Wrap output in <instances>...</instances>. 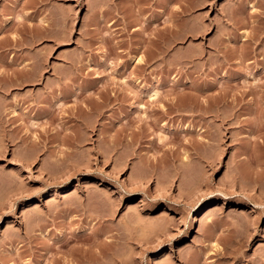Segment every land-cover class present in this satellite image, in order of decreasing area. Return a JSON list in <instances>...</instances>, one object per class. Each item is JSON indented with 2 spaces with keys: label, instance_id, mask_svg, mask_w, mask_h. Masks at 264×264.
I'll return each instance as SVG.
<instances>
[{
  "label": "rangeland",
  "instance_id": "rangeland-1",
  "mask_svg": "<svg viewBox=\"0 0 264 264\" xmlns=\"http://www.w3.org/2000/svg\"><path fill=\"white\" fill-rule=\"evenodd\" d=\"M0 264H264V0H0Z\"/></svg>",
  "mask_w": 264,
  "mask_h": 264
},
{
  "label": "bare ground",
  "instance_id": "bare-ground-1",
  "mask_svg": "<svg viewBox=\"0 0 264 264\" xmlns=\"http://www.w3.org/2000/svg\"><path fill=\"white\" fill-rule=\"evenodd\" d=\"M156 95H157V94H156L155 92H154V93L152 92V94H149V96H150L152 99L155 98ZM154 123H155V122H154ZM223 202H224V201H223ZM214 207L216 208L217 206H214ZM214 207H212V208L214 209ZM169 208H171V207H169ZM210 209H211V208H210ZM213 209H211V210L208 209V213H209V211L211 212ZM216 209H217V208H216ZM206 212H207V211H206ZM206 212H205V213H206ZM205 213H204V214H205ZM206 214H207V213H206ZM169 226H170V225H169ZM164 229H165V228H164ZM164 229H163V230H164ZM228 253H229V252H228ZM225 254H227V253H225Z\"/></svg>",
  "mask_w": 264,
  "mask_h": 264
}]
</instances>
